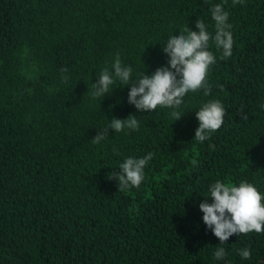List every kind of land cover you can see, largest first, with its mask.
<instances>
[{"label": "trees", "instance_id": "trees-1", "mask_svg": "<svg viewBox=\"0 0 264 264\" xmlns=\"http://www.w3.org/2000/svg\"><path fill=\"white\" fill-rule=\"evenodd\" d=\"M215 4L229 13L232 55L220 59L209 41L211 93H187L179 120L171 108L138 111L131 83L92 98L116 53L136 79L166 66L163 46L187 27L198 31L196 20L214 35ZM212 100L224 123L197 142L195 112ZM261 105L264 0H0V264H264V232L220 245L199 210L218 180L246 181L264 196ZM129 115L138 130L109 129L92 143ZM149 152L141 185L117 190L110 173ZM246 247L247 260L238 254Z\"/></svg>", "mask_w": 264, "mask_h": 264}, {"label": "clouds", "instance_id": "clouds-1", "mask_svg": "<svg viewBox=\"0 0 264 264\" xmlns=\"http://www.w3.org/2000/svg\"><path fill=\"white\" fill-rule=\"evenodd\" d=\"M233 6L243 4V0H232ZM229 13L222 4L213 5L211 19L214 21V35L209 33L207 26L201 20L195 21L192 31L188 27L179 35H172L167 40L162 51L167 54L166 66L157 68L150 75L144 71L139 78H132L131 66L122 65L120 54L116 53L112 64V70L107 67L101 70L99 77L93 83L92 98L100 100L109 94L110 86L120 82L121 86L131 83L128 92V103L138 111L153 112L158 107L171 108L174 121L181 118L177 111L183 99L189 92H197L203 89L205 96L210 95L211 85L207 83V76L211 65L216 63V57L209 48V41L214 42L215 48L221 51L220 59H227L232 55L233 36L228 23ZM61 73H67V68H62ZM68 76H63L67 82ZM114 89V88H113ZM111 90V92L113 91ZM111 94V93H110ZM264 108V105H261ZM199 124L195 130L194 139L197 142L208 140L212 133L216 132L224 123L225 109L218 100L205 103L199 111L195 112ZM241 118L247 120L248 116L241 110ZM139 123L134 115L126 119L113 118L107 128L98 131L92 139V143L99 144L108 136V130L119 133L125 128L138 130ZM127 134V133H125ZM214 150V145H209ZM149 152L143 158H126L118 168L119 173H110L108 179L118 182V189L124 191L130 188H138L144 179L143 169L153 158ZM193 166L196 161H192ZM211 203L202 202L199 210L203 213L202 220L213 235L218 238L220 245L233 235H247L255 232H264V196L257 188L248 182H241L238 186L216 181L208 189ZM242 259H250L249 248L239 250ZM226 250L217 247L213 253L214 259L223 261L226 258Z\"/></svg>", "mask_w": 264, "mask_h": 264}]
</instances>
